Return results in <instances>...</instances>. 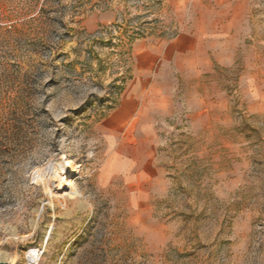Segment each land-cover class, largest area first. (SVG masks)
Masks as SVG:
<instances>
[{
  "label": "rangeland",
  "instance_id": "obj_1",
  "mask_svg": "<svg viewBox=\"0 0 264 264\" xmlns=\"http://www.w3.org/2000/svg\"><path fill=\"white\" fill-rule=\"evenodd\" d=\"M32 248L264 264V0H0V260Z\"/></svg>",
  "mask_w": 264,
  "mask_h": 264
},
{
  "label": "bare ground",
  "instance_id": "obj_2",
  "mask_svg": "<svg viewBox=\"0 0 264 264\" xmlns=\"http://www.w3.org/2000/svg\"><path fill=\"white\" fill-rule=\"evenodd\" d=\"M78 168L79 166H76L71 159L66 157H62L54 162L46 178V183L51 194L54 196H67L69 199L77 198L80 193L73 182V176L78 172ZM40 251L35 248L30 249L27 254L29 263L33 264L40 259Z\"/></svg>",
  "mask_w": 264,
  "mask_h": 264
},
{
  "label": "water",
  "instance_id": "obj_3",
  "mask_svg": "<svg viewBox=\"0 0 264 264\" xmlns=\"http://www.w3.org/2000/svg\"><path fill=\"white\" fill-rule=\"evenodd\" d=\"M0 264H7L6 262H4V261H2V260H0Z\"/></svg>",
  "mask_w": 264,
  "mask_h": 264
}]
</instances>
